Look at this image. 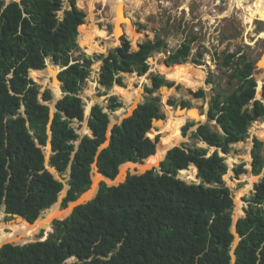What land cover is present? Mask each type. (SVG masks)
<instances>
[{
  "label": "trees",
  "instance_id": "1",
  "mask_svg": "<svg viewBox=\"0 0 264 264\" xmlns=\"http://www.w3.org/2000/svg\"><path fill=\"white\" fill-rule=\"evenodd\" d=\"M86 16L77 0H69L66 8L64 0H19L8 4L0 0V212H5L6 221L19 214L33 222L59 199L64 189V183L45 166L42 146L49 144V123V165L60 173L71 170L64 205L89 190L95 161L101 173L115 178L121 164L141 162L159 152L156 144L162 139L159 135L148 136L153 135V119L166 117L158 95L137 104L129 116L116 123L109 144L101 150L107 141L109 111L123 106L117 96L109 97V111L95 104L91 107L93 117L88 128L92 135L80 137L73 126L75 120L85 119L79 92L96 60L89 54L97 49L89 48L87 54L79 44ZM194 39H185L170 53L166 60L170 67L188 61ZM120 42V48L110 49L102 62L98 81L106 89L115 84L126 87L123 72H147L148 58L166 46L161 38L146 40L136 50L124 36ZM102 56L103 53L95 55ZM49 57L63 68L58 74L63 96L56 103L52 119L51 92L43 93L40 102L42 86L34 80V74L44 70ZM192 62L201 64L198 57ZM222 63L232 68L229 80L236 81V88L229 94L215 91L209 101L207 122L191 132V137L206 147L182 143V147L168 151L158 170L139 175L128 171L126 180L119 185L107 186L101 181L96 197L77 205L68 218L55 220L46 240L3 245L0 264H231L235 182L225 175L228 166L220 151L228 154L233 144L249 137L252 123L264 116V84L262 99H256V63L247 53L226 52ZM152 79L154 86L146 87L151 94L163 85H174L160 74ZM195 81L200 84L204 80L197 76ZM58 92L59 89L55 94ZM195 94L205 93L200 89ZM168 103L176 105L174 100ZM182 105L188 106L189 102L183 101ZM211 121L217 127L211 126ZM181 125L175 130L177 137L187 135L194 123ZM261 141L253 139V175H260L264 169ZM211 147L216 149L209 155ZM197 165L198 183H187L178 177L182 170L193 176L195 167L197 174ZM238 171L246 170L241 164ZM246 175L237 174L235 179L248 181ZM253 190L246 199V215L236 223L240 236L234 249L236 264H264V177ZM38 230L35 227L17 240L33 233L43 236L44 230Z\"/></svg>",
  "mask_w": 264,
  "mask_h": 264
},
{
  "label": "rangeland",
  "instance_id": "2",
  "mask_svg": "<svg viewBox=\"0 0 264 264\" xmlns=\"http://www.w3.org/2000/svg\"><path fill=\"white\" fill-rule=\"evenodd\" d=\"M132 1L133 0H127L128 6L126 5V9L122 13V16H126V19L124 18L121 20V24L125 26L124 29H126L124 40H129L131 42V49L133 50L138 49L139 44L145 42L146 40H154L157 38L163 39L166 43V46L162 49V51L156 52L148 58L150 67L147 72L134 71L122 73L124 77V83L126 85L125 88H127L126 92L127 94L132 95L131 99L128 101V104H126V102L121 100L117 93H115L113 87L116 84L111 89H106L98 81L104 57L107 55L110 49L120 48L118 47L120 45L118 37L122 34V32L120 31L121 33H117L114 31V23L112 21L113 11L111 12L112 7H110V5L103 0H77L78 6L84 9L87 14L85 19L86 24L83 28H81V30H84L85 32L96 33L95 35H86L83 40L79 41L81 49L87 54H89V48L97 49L92 54H89L96 58V60L92 65V72L89 78L86 80L82 90L79 92V96L81 97L85 107L86 116L82 122L77 120L73 122V126L76 128L80 137L84 136L85 134H91V131L88 128V122L91 117H93L91 107L95 104L103 107L104 110H108L107 105L109 103L110 96H117L118 100L123 103V106L118 109L121 111L123 110V113L121 114H117L118 110H108L110 114V128H112L116 123H119L123 118L129 116L137 104L145 101L148 99V97L157 95L161 97V110L163 113H165V111H170V109H173L174 111L176 106L181 105L183 101H188L189 105L186 106L187 108H201L204 111V115L207 117L206 114L209 101L215 91L219 90L224 94H229L236 88V81L234 80L231 82L229 80V74L231 73L232 68L230 66H225L222 63L223 55L226 52H236L240 50L247 53L250 59L256 63V66L258 65V61L263 56L264 13L259 15L251 25L248 23L246 25V22H243L242 9L233 8V11L227 13L229 10L228 7L230 4H232V0ZM130 3L132 4L130 5ZM68 6L69 0H64V8ZM60 13L62 14V11ZM101 30H103V32L99 33ZM107 37H111L109 42L102 44L100 47L95 46L96 42L101 41L103 43L106 41ZM192 37H195V39L192 40V50L188 61L181 66L170 67L166 62L170 53L173 50H176L185 39H192ZM100 53H103L102 57H95V55ZM199 55H201V57H199ZM194 57L200 58L201 64L193 63L192 59ZM56 69H59V65L53 61L52 57H49L47 59L46 67L43 70L44 72H36L34 74L35 80L42 86L40 102L43 93H45L47 90L51 92L52 113L54 112L52 104H55V102L63 96L62 91H60L58 97L54 96V92L51 89V87H53L58 91L60 87L56 85V81H53V77L57 73ZM255 69L254 75L256 77V75L260 74L262 71L258 70L256 67ZM140 73H143L144 75ZM156 74L164 76L167 80L172 81L174 85L163 93H161L159 89H157L152 94L147 92L146 87L152 86V76ZM197 76L201 77L204 81L200 84L197 83L195 81ZM263 77L261 83L258 82V85L261 88L264 84ZM207 79L209 80L208 83ZM188 84H191V87H189ZM200 89L204 90L205 100L200 99V96H196L193 93ZM136 90H140V94H137ZM134 94H137L140 97L138 102L134 101ZM98 96H101V98H98ZM257 97L259 98V95H257ZM259 99H262V97ZM169 100H174L176 105H170L168 103ZM262 100L264 102V99ZM92 101H94V103ZM90 111L92 113L91 116H89ZM177 115L179 114H176V116ZM181 118L182 119L176 123L177 127L175 130L181 124V127L183 125L186 126L190 122H193L194 125L189 127L187 135H182L183 137L180 135L181 141L179 143H185L187 146L206 147L207 145L205 143L199 142L197 139L192 138L191 132L196 129L199 122H205L208 118L203 120L200 119L199 115L196 116L195 114L181 116ZM195 118H197V120H195ZM262 122H264V116L252 123L249 128V137L246 138L243 143L241 142L233 144V148L228 154L220 151V154L225 157V162L228 166V172L225 175H228V178L235 182L234 187H232V193L235 199V207L233 212V215H236L235 218H237L238 211V218L246 215V209L249 208V204L246 199L254 192L253 188L254 184L258 183L257 179L264 177L263 169L260 175L247 177L248 181H238L235 179L237 174L244 175L247 171L252 172V168H249V164L251 165V149L253 147L254 137L263 141L261 142L263 143L264 155V124H262ZM210 125L217 127L215 121H211ZM157 130H160L161 134H156ZM150 132L153 134L152 136L148 135L150 138H156L158 135L159 139L162 137L160 125L153 126ZM214 149L215 147H211L209 154L212 153ZM44 152L49 162L50 155L52 153V151H50L49 144L44 147ZM248 154H250L249 160L246 156ZM241 164L246 171H238V167ZM190 167L191 166L188 168L191 171L192 169ZM156 169L158 170V168ZM128 171L132 170L128 169L126 172L122 173L120 167V174L117 178H124ZM62 174L63 173L60 172L58 173L61 179L67 183L68 177H63ZM178 177L187 180V183H198L200 181V179H194L189 172H179ZM223 180L227 186L228 182L226 181L225 177ZM101 181L107 182L103 178L100 180V183ZM247 182H249V184L252 186L247 187ZM240 187H243V189L239 190ZM249 191H251V193H248ZM64 197L62 199H58L57 204L62 203ZM1 213H4V216H0V220L3 219L6 222L5 212L2 210L0 214ZM27 229L23 231L20 236L27 232ZM52 232L53 229L50 227L47 228L43 237L48 235V237H50ZM5 234L7 233L0 231V237H4ZM20 236L18 235L15 239H13V241L18 239ZM39 237L40 236L33 233L29 237H23L20 241L25 243L37 240ZM234 247L235 246H233V248ZM231 264H233V261Z\"/></svg>",
  "mask_w": 264,
  "mask_h": 264
},
{
  "label": "bare ground",
  "instance_id": "3",
  "mask_svg": "<svg viewBox=\"0 0 264 264\" xmlns=\"http://www.w3.org/2000/svg\"><path fill=\"white\" fill-rule=\"evenodd\" d=\"M104 2L108 3L110 5V7H112L111 9V12L113 11V17H112V21L114 23V27L116 25V22L118 20L117 18V14L119 12L120 14V18L118 20V23L119 25H121V27L119 28L120 30H115L117 33H121L122 34L118 37V41H119V44L121 43L120 42V38L122 36H124L125 34V30L124 27L125 26H122L121 24V20L122 19H126V16H122V13L125 11L126 9V5H127V0H103ZM134 1V0H133ZM132 1V2H133ZM138 2L139 1H142V0H137ZM136 1V2H137ZM135 2V3H136ZM232 4H230V6L228 7L229 10L227 13L233 11V8H240L243 10V22H246V25L247 23L248 24H252V22L254 20H256V18H258L259 15L263 14L264 13V0H232L231 1ZM132 3H130L131 5ZM141 4V3H140ZM134 5V4H133ZM229 5V4H228ZM128 6V5H127ZM135 8V7H134ZM92 14V13H91ZM112 15V14H111ZM125 15V14H124ZM91 17V16H90ZM92 18V17H91ZM136 18V17H135ZM90 19V18H89ZM111 20V19H110ZM113 27V28H114ZM251 27V26H250ZM106 31V30H105ZM121 31V32H120ZM103 30H101L99 33H102ZM95 35L96 33H92V32H85L84 30H81L80 31V34H79V41L83 40L85 38L86 35ZM115 34V32H114ZM116 35V34H115ZM105 39V38H104ZM111 40V37H107L106 38V41H104L103 43L101 41H98L95 43V46L97 47H100L102 46V44L106 43V42H109ZM264 76V72H261L260 74H257L256 75V81L261 83L262 81V77ZM56 85L59 87V85L56 83ZM117 87V88H115ZM55 92L57 91L55 88L51 87ZM113 89L115 90V93H117V95L119 96V98H121V100H123L124 102H126V104H128V101L131 99L132 95L131 94H127L126 92V88L125 87H121L119 85H115L113 87ZM53 91V92H54ZM124 91V92H123ZM137 91V94H140V90H136ZM54 92V95L58 97L59 95V92H60V87H59V92L57 94H55ZM163 92H166V89L163 90ZM126 93V94H124ZM135 95L134 94V101L135 102H138V100H140V97L138 95ZM94 103V101H92ZM56 103V102H55ZM53 108L55 109V104H52ZM88 108V107H87ZM88 110V109H87ZM89 111V110H88ZM52 112V111H51ZM123 113V110H118L117 111V114H121ZM193 113H195L196 115V111H193ZM165 114H166V119L163 123H161L160 127L162 128L163 130V134H162V143H161V140L159 142V144H161V147L160 149L158 150V154L156 155H153L151 157H149L147 160L145 159L143 163H132V162H127V163H124L122 166H121V172L124 173L126 172L128 169L132 170L131 172L132 173H142V172H145L147 170H150L151 168L153 167H156L158 168V164L159 162L164 158L165 154L167 153L168 149H170L171 147L175 146V145H178V143L181 141V138L180 137H177L174 133V130L175 128L177 127L176 126V123L179 122L182 118L181 116H188L186 114V111H183V112H179V115H175L174 114V111L173 109H170V111H165ZM200 116V119H203L205 120L207 117L203 114H197L196 116ZM190 117V116H189ZM119 120V119H118ZM195 120H197V118H195ZM262 124H264V122H262ZM161 133V132H160ZM50 145V144H49ZM248 160L250 159V154L246 155ZM251 167V165L249 164V168ZM50 170H52L53 172L57 173L58 172L56 171L55 168L53 167H48ZM120 170V169H119ZM182 172H189L188 170H182ZM127 176V173L125 174L124 178H115V179H110L108 177H104L103 175L101 174H97V175H94L93 176V179L95 181V184L94 186L92 187V189H89L88 191H86L83 196H81V199L83 200H90L92 199L99 187H100V180L103 178L105 179L107 182V184H117L119 182H122L125 180ZM249 176H254L253 174L252 175H246V177H249ZM193 177L194 179H199L197 174H196V167H195V171L193 173ZM259 180V179H257ZM62 182L64 183V189L62 190V192L60 193L59 195V199H62V197H64L67 193H68V189H69V186L67 183H65L63 180ZM248 185V186H247ZM247 187H251L252 185L249 184V182H247ZM238 202V200H237ZM239 210V209H238ZM237 210V211H238ZM239 212V211H238ZM238 212H237V218L239 217L238 215ZM59 216H57L58 218ZM236 215L233 217L234 218V221L237 220V218H235ZM55 218V217H53ZM60 218V217H59ZM8 226H14L16 227L15 230L12 232V233H7L5 234L4 237H0V247L6 243H22L21 241H18L17 239L15 241H13V239H15L18 235H20L23 231H25L27 228H29V226H25V223L23 222H18L17 225H15V223H8V222H5V220H0V231H4V229ZM35 227H37V225H35ZM34 226H30L29 229H27V231L33 229ZM23 237H21L22 239ZM20 239V240H21ZM11 241V242H10ZM234 257V256H233ZM232 261H233V264H234V259L232 258Z\"/></svg>",
  "mask_w": 264,
  "mask_h": 264
},
{
  "label": "water",
  "instance_id": "4",
  "mask_svg": "<svg viewBox=\"0 0 264 264\" xmlns=\"http://www.w3.org/2000/svg\"><path fill=\"white\" fill-rule=\"evenodd\" d=\"M11 1H19V0H6V4H8L9 2H11ZM118 16H117V18H118V20H119V18H120V14H119V12H118V14H117ZM118 20H117V22H116V25H115V27H114V29L115 30H120L119 28L121 27V25H119V23H118ZM123 26V25H122ZM53 59H54V57H53ZM263 59V60H262ZM47 63V62H46ZM172 63V62H171ZM256 68L258 69V70H260V71H262V72H264V53H263V56H262V58L258 61V65L256 66ZM33 69V68H32ZM63 68L62 67H60L59 66V69L57 70V73H56V75L53 77V81H56L58 84H59V86L61 85V82H60V79H59V77H58V74H59V72L62 70ZM256 70V69H255ZM254 77H255V75H254ZM33 78V77H32ZM264 78V77H263ZM34 79V78H33ZM255 79H256V77H255ZM35 80V79H34ZM36 81V80H35ZM37 82V81H36ZM205 83H206V81H205ZM154 86V83H153V79H152V86L151 87H153ZM170 87L168 86V85H163V86H161L160 88H159V91L161 92V93H163V90H167V89H169ZM194 93V95H196L195 94V92H193ZM257 95H259V98L260 97H263V91H262V88L261 87H259V85H258V87H257V92H256V99H259L258 97H257ZM201 98L200 99H203V100H205V97L204 96H200ZM62 98V97H61ZM98 98H101V96H98ZM147 101V99L145 100V101H143V102H141V103H144V102H146ZM41 102H43V99H42V97H41ZM56 103H57V101H56ZM56 103H55V109H54V112L57 110V107H56ZM140 104V103H139ZM137 107V106H136ZM135 107V108H136ZM246 107H247V105H245L244 107H243V110H245L246 109ZM208 108H209V105H208ZM104 111H108V110H104ZM183 111H186V114L187 115H189V114H195V113H193V111H196V115L197 114H203L204 113V111L201 109V108H196V107H190V108H187L186 106H183L182 104L181 105H178V106H176V108H175V110H174V114L176 115V114H179V112L181 113V112H183ZM207 111H208V109H207ZM54 112L52 113L51 111H50V116H51V119L53 118V116H54ZM165 114V113H164ZM207 115V114H206ZM207 118H208V116H207ZM165 119H166V117L165 118H154L153 119V122H152V125L153 126H158V125H161V123H163L164 121H165ZM194 119V118H193ZM123 120V119H122ZM122 120L119 122V123H121L122 122ZM207 122V120L205 121V122H199V124H203V123H206ZM216 123V122H215ZM198 124V125H199ZM198 125H197V127H198ZM196 127V128H197ZM111 129L112 128H110V124H109V127H108V130H107V141L104 143V144H102L101 146H100V148H99V150H101L102 148H104V147H106L108 144H109V140H110V135H111ZM91 131V130H90ZM48 134H49V140H48V143L50 144V151H52V147H51V136H52V131H51V127H50V123H49V125H48ZM91 135H92V131H91ZM159 141L160 140H158V142H157V144H156V151L157 150H159L160 149V147H161V145L159 144ZM243 143L244 142V140H241V141H239L238 143ZM175 146H178V147H182V143H179L178 145H175ZM175 146H173V147H175ZM43 147V150H44V147H46V146H42ZM173 147H171L170 149H172ZM170 149H168V151L170 150ZM215 149H216V147H215ZM168 151H167V153H168ZM156 153V152H155ZM166 153V154H167ZM213 153V152H212ZM212 153H210L209 155H211ZM44 154H45V152H44ZM166 154H165V156H166ZM165 156H164V158L162 159V160H164L165 159ZM144 160L145 159H143L141 162H133V161H129V162H132V163H143L144 162ZM161 160V161H162ZM160 161V162H161ZM251 161H252V156H251ZM160 162H159V164H158V169H160ZM126 163V162H125ZM124 164V163H123ZM123 164H121V165H123ZM121 165L119 166V169H120V167H121ZM45 166H46V168L54 175V177L58 180V181H60V182H62V179H61V177L57 174V173H55V172H53L52 170H50L48 167H50V165H49V162H48V158H46V156H45ZM55 168V167H54ZM251 168H252V165H251ZM56 169V168H55ZM151 169H156V167H153V168H151ZM56 171L59 173V171L56 169ZM70 168L68 169V173H63L62 174V176L63 177H68V179H69V175H70ZM146 172V171H145ZM180 172V171H179ZM198 172H199V167H198V165H197V176H198ZM142 173H144V172H142ZM142 173H131L130 172V174H137V175H139V174H142ZM248 175H252L253 173L251 172V171H247L246 172ZM97 174H101V175H103L104 177H108V178H110V179H115L118 175H119V172H118V174L116 175V177L115 178H111V177H109V176H107V175H104L103 173H101L100 171H99V169H98V165H97V162L95 161L93 164H92V170H91V177H92V184H91V187L90 188H92L93 186H94V184H95V181H94V179H93V176L94 175H97ZM127 177V176H126ZM225 177V175L223 176V178ZM198 178H199V176H198ZM200 179V178H199ZM125 180H126V178H125ZM124 180V181H125ZM263 180V177L262 178H260L259 180H258V182H261ZM124 181H122V182H124ZM122 182H119V183H117V184H113V185H119L120 183H122ZM68 184V183H67ZM107 186H113V185H109V184H107V183H105ZM69 186V185H68ZM89 188V189H90ZM240 189H243V187H240L239 188V190ZM99 190H100V187H99V189H98V191H97V193H96V195L98 194V192H99ZM254 191V190H253ZM86 192V191H85ZM85 192H83V193H85ZM83 193H81L80 195H78L75 199H70V200H68V202L64 205L63 204V202H64V200H63V202L62 203H59V204H57V201L53 204V205H51L49 208H47V209H45V210H43L40 214H39V216L33 221V222H30V221H28V220H26L22 215H19V214H16V215H14L13 216V219H11V220H8V221H6V222H8V223H14L15 222V225H17V223L18 222H25V226H34V228H35V225H37V228L39 229L38 231L40 232L41 230H44V233L46 232V230H47V228H51V229H54V226H53V222L55 221V220H64V219H66V218H68L70 215H71V213H72V211H73V209L77 206V205H80V204H84V203H87L88 201H90V200H92L93 198H95L96 197V195L92 198V199H90V200H83V199H81V196H82V194ZM248 193H251V191H249ZM68 194H66L65 196H67ZM63 198V197H62ZM65 198V197H64ZM57 216H59L58 218H57ZM53 217H55V218H53ZM239 218H237V220H238ZM237 220L236 221H234V218H233V223H232V226H231V231L233 232V234L235 235V240H236V242H235V240H234V242H235V247L237 246V244H238V242H239V240H240V236H239V234L237 233V231H236V223H237ZM15 228L16 227H14V226H8V227H6L5 229H4V233H12L14 230H15ZM49 236V235H48ZM48 236H46V237H43V236H40L39 237V239H37V240H34V241H29V242H25V243H11V244H14V245H24V244H27V243H31V242H36V241H42V240H46L47 238H48ZM234 242H233V246H234ZM6 244H8V243H6ZM5 245V244H4ZM3 246V245H2ZM1 246V247H2ZM0 247V248H1ZM235 247L233 248V250H232V252H231V255H232V258H233V256H234V264H236L235 263V254H234V249H235Z\"/></svg>",
  "mask_w": 264,
  "mask_h": 264
},
{
  "label": "crops",
  "instance_id": "5",
  "mask_svg": "<svg viewBox=\"0 0 264 264\" xmlns=\"http://www.w3.org/2000/svg\"><path fill=\"white\" fill-rule=\"evenodd\" d=\"M86 24V23H85ZM80 30H81V28H80ZM133 97H134V95H133Z\"/></svg>",
  "mask_w": 264,
  "mask_h": 264
}]
</instances>
